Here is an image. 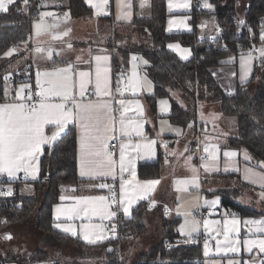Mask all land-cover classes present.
Returning <instances> with one entry per match:
<instances>
[{
    "label": "crops",
    "instance_id": "crops-1",
    "mask_svg": "<svg viewBox=\"0 0 264 264\" xmlns=\"http://www.w3.org/2000/svg\"><path fill=\"white\" fill-rule=\"evenodd\" d=\"M87 6L92 10V15L87 17L72 18L66 17L65 13H68V1L67 0H43V3L39 6V14L36 19L32 21L31 34L29 36L28 45L21 48L23 56L20 57L18 63H20L21 69H24L26 65H30V73L28 78L32 87H37V73L51 72L56 68H65L71 65L68 72L69 85L74 82L75 86L72 89L74 91L77 102H96L98 99L101 101L111 102V112L109 115L115 118L116 136L119 137V121L120 115L117 112L123 111L119 101H125V107L128 111L125 112V117L129 121H134L140 125L141 135L137 136L135 132H132L130 137H124L123 139L109 140L108 143L115 141L116 146L111 149L108 148V152L115 160L114 175L100 176L99 178H89L80 176L79 168V154H80V129L78 125L70 123L67 127L73 126L76 132V149H77V176L80 180L77 184H64L60 187L58 200L51 207V228L60 234L62 237H55L58 240L68 242L72 245L82 246H94L96 244H88L82 238L79 233V226L81 223H92L102 226L103 234L107 239L97 243L100 244L107 241L111 237H115L116 233L112 234V226L115 224L118 215L111 220L100 219L97 216H93L90 221L72 220L68 221L64 217L59 220L54 218V206L63 204L65 206L75 203L73 198L75 197H99L104 196L109 198V203L113 192L116 195L117 200L120 198L121 183H125L126 198L128 196H135L136 202L132 205V210L129 216L123 214L122 209H118L124 218H129L132 215L133 209L139 202L147 201L150 205L155 204L157 214L162 216H169L178 219V223L183 219L184 208L189 201L188 206L192 209L203 208L208 214L204 217H199L196 220L200 222V229L194 236L204 233L211 235L214 241L213 250H209V255H204V247L202 249V264H229L230 261L239 262V264H260L261 260H264V253H260L259 249L254 245L250 246L252 251H246L243 241L246 239L255 240L264 238V233L255 232V225L245 224L246 220L250 219H264V198L261 197V192L264 188L257 183H253L251 179L245 178V169L252 168L257 173H264V168L259 167L261 162H256L252 156L244 149H235L226 147L228 137L236 134V121L234 117L231 122L227 123L226 117L219 110V102L206 101L198 102L196 107V119L186 127H182L170 122L167 118L170 110L164 112L161 107L159 99H157V115L155 117L147 103V96H151L154 93V84L151 78L143 70V62L137 57L135 61L137 63L130 64L128 58L123 60L121 64L119 55L117 57L118 64L114 66V59L116 55L115 47H107L106 43L114 36H126L128 33L129 23L133 20L134 16L146 17L143 15L145 9H149L150 12V0H107V3L103 6L102 10L98 12L92 5L97 4L100 0H92V4L84 0ZM173 7H169V0H165L166 3V32L170 33H190L197 29V38L202 40L203 38L213 39L219 34V29L215 26L214 18L200 17L196 8H204L203 4L197 6L194 0H187V8H176L177 3H183L184 0H171ZM143 4V6H142ZM10 6V5H9ZM8 6V7H9ZM30 6V5H29ZM199 8V9H200ZM3 12V10H0ZM200 12V11H199ZM42 13H50L51 15H44ZM59 13L62 15L60 16ZM124 14L129 15V19H117L118 16ZM183 20L184 23L179 27L176 24L169 26V21ZM41 21L44 25H55L54 28L47 30H39L34 28V25L40 24ZM208 22H213L214 28H208ZM215 31V32H214ZM68 32L67 35L63 33ZM58 37V38H54ZM71 44L72 47L68 48ZM169 45H178V47H169ZM169 49L174 52L180 59L187 60L192 56V49L189 46H184L179 42L169 43ZM44 50L43 54L37 53L36 48ZM262 45H259V51L254 53L251 51V55L255 57L250 61L251 71L248 75L247 83L256 67V64L260 63V49ZM14 49V48H12ZM51 49L59 55H56L53 60L47 58V52ZM188 49V53H184L182 50ZM19 49L17 48V52ZM17 52H13L17 53ZM250 49L237 57L230 56L221 61H230L229 63H221L219 66L211 67L210 73L214 79L218 82L221 89L227 94L234 92L236 86L241 83V76L243 74L241 68V59L247 58ZM96 56H107L108 60L104 63L103 67L108 69V89L110 95L98 97L96 94ZM17 66V65H16ZM15 68V67H14ZM136 72L137 78L141 81H146L143 87L137 90L135 94L133 92L129 94L119 93L117 88L120 86L123 79L128 82V79L132 77L133 72ZM80 72L89 73L86 80H90V83L86 86L84 91L83 100L80 96ZM26 75V72H22ZM29 86V87H30ZM20 89L19 85L15 88L9 86L7 89V96L11 97L10 100L0 103L16 102V92ZM12 91L14 93L12 94ZM13 95V96H12ZM22 95L27 96V90ZM175 99H182L178 95L174 96ZM131 102V103H129ZM162 111H161V110ZM210 116V117H209ZM222 123V128L220 126ZM226 126L229 130L225 129ZM54 126H46L47 129ZM111 135V133H109ZM187 140V141H186ZM154 142V143H153ZM131 144V147L126 150V158L130 156L134 161L135 177H133V171L131 167L129 170L121 173L119 168L120 160V145ZM141 147L136 149V145ZM45 145H42V152L39 154V160L33 163H38L39 172L36 174V178L33 179L32 175L26 176L24 171H19L14 177H9L7 173H0V177L7 181L8 186L7 195L9 193L10 185L19 187L21 182L32 181L37 182L41 178L40 164L43 155ZM205 147L209 149V152H205ZM213 147L216 149V161L213 166L212 161L209 159V154L213 151ZM235 152L236 155L232 157H225L224 152ZM247 152L251 157L250 161L245 160L244 153ZM186 156V159L181 162V158ZM161 159L159 164L160 175L157 178L141 179L138 176V167L140 164H152L157 163ZM203 158V159H202ZM208 164L209 170L206 171L203 165ZM195 168V171H193ZM195 178V184L192 183ZM240 182H244L248 187H243L238 192L236 201L246 207L255 209L258 214L254 216H243L239 214L227 215L226 210L221 206V197L214 192L222 188H232L238 185V179ZM158 180L159 183L155 185L150 191L146 193L141 190L140 186L145 181ZM182 181H188L184 184ZM101 184L108 185L106 188L99 187ZM111 189V190H110ZM211 193L210 195H206ZM6 195V196H7ZM65 197L64 201H61V197ZM143 197V198H140ZM218 198V200H217ZM217 200L216 204L205 203V201L211 202ZM163 208L167 209V212H163ZM112 211H116L114 206ZM152 211V210H151ZM150 211V212H151ZM194 217V216H193ZM196 218V217H195ZM237 220L239 232L233 231L230 233L232 240L240 241L236 245L239 251L236 253L221 251L217 253L216 245L217 240L223 244L224 242V221ZM219 222V224L211 223L210 227L206 229L204 227V221ZM105 222H109L111 228L108 229L105 226ZM21 223V222H19ZM19 223L15 224L18 225ZM55 223H71L77 228V235L72 236L71 233H64L61 229L55 228ZM177 223V226L180 227ZM11 225L4 229L0 228V264H19L16 259L4 260V257L10 258L12 254L6 250V247H2V240L12 241L14 239V233L12 232ZM176 226V232L179 235V239H186L188 236L180 234ZM231 227V225H230ZM219 233V235H218ZM5 234H9L12 238L5 239ZM90 250H95L91 248Z\"/></svg>",
    "mask_w": 264,
    "mask_h": 264
},
{
    "label": "trees",
    "instance_id": "trees-1",
    "mask_svg": "<svg viewBox=\"0 0 264 264\" xmlns=\"http://www.w3.org/2000/svg\"><path fill=\"white\" fill-rule=\"evenodd\" d=\"M39 0H16L8 7V11L0 12V102L10 100L7 96L5 76L11 72L14 81L13 88L20 83L29 81V75L21 73V66L14 65L23 56L21 48L28 45L31 34L32 21L39 14ZM70 17L79 18L92 15V10L84 0H67ZM195 4H203L205 0H194ZM212 8H196L200 17L214 18L219 34L213 39L197 38V29L190 33L166 32V3L165 0H150V12L146 17L134 16L128 24L126 36H114L107 43V47H115L116 55L114 66L119 65L117 57L123 60L130 56L139 57L143 63V70L154 84V93L147 96V103L151 113L157 115V99H170L168 120L173 124L186 127L196 119L198 102L217 101L219 110L225 116L234 117L236 134L228 137L226 147L246 150L256 162H264V57L256 64L250 80L245 84H238L233 93L227 94L219 86L210 73V68L219 66L221 60L245 53L253 45L263 47L261 31L264 29V0H247L242 15L231 8L229 0H207ZM30 5V6H29ZM243 20L238 25L236 22ZM137 32L141 37L133 36ZM179 42L192 49V56L187 60L180 59L172 52L168 45ZM17 47L19 51L10 57L4 55L9 49ZM18 68L19 74L14 72ZM23 70V69H22ZM30 73V71H29ZM28 73V74H29ZM10 83V82H9ZM14 91H12V94ZM178 95L180 103L175 99ZM13 96V95H12ZM49 135L53 128H48ZM140 164L138 176L141 179L157 178L160 175L159 164ZM41 178L34 182L33 193L29 195L2 196L0 195V228L4 229L19 222H23L30 212L35 209L36 229L53 237H62L51 228V207L57 202L60 187L64 184H77V149L76 132L73 126L67 127L56 141L45 146L40 164ZM238 179V178H237ZM238 185L232 188H222L214 194L221 197V206L225 210L237 211L240 217L254 216L255 209L243 206L236 201L238 192L248 187L238 179ZM7 181H5V184ZM15 186V185H14ZM207 193L206 195H210ZM116 235L107 241L94 246L83 245L84 256L81 260L67 264H97L90 261L94 254L87 253L91 248L106 249L108 260L98 264H124L113 245L123 243L134 233L145 231V219L154 215L155 206L142 201L133 209L129 218H124L118 209ZM152 210V211H151ZM151 211V212H150ZM160 228V237L156 245L141 252L132 264H202V249L200 245L179 244L175 248L166 250L167 242L179 239L176 232L177 218L157 215ZM4 221H7L6 223ZM92 255L90 258L88 256ZM37 261L47 259L46 251H33ZM19 263V262H18ZM35 264H39L35 263ZM50 264H66L52 262Z\"/></svg>",
    "mask_w": 264,
    "mask_h": 264
},
{
    "label": "snow or ice",
    "instance_id": "snow-or-ice-1",
    "mask_svg": "<svg viewBox=\"0 0 264 264\" xmlns=\"http://www.w3.org/2000/svg\"><path fill=\"white\" fill-rule=\"evenodd\" d=\"M16 0H0V10L8 11V6L15 3ZM92 4V0H87ZM107 3V0H100L99 3L92 6L99 11ZM25 6L28 4V0H24ZM143 6V4H142ZM205 6L211 8L212 5L205 0ZM169 7H173L171 0H169ZM176 8H187L188 2L184 0L183 3H177ZM44 15H51L50 13H42ZM68 16V13H65ZM117 19H129L128 14L118 16ZM184 21H169V26L176 24L179 27ZM243 24L244 21H239ZM55 25H44L41 21L40 24L34 25V28L39 30H47L54 28ZM68 32L63 33L67 35ZM58 38V37H54ZM261 40L264 42V29L261 31ZM72 45L69 44L68 48ZM169 47H178V45H169ZM14 49H9L4 53L5 56L12 55ZM37 53L43 54L44 50L36 48ZM184 53H188V49L182 50ZM251 51L247 58L241 59L242 76L241 83H245L248 79V75L251 71L250 61L255 57L251 55ZM59 53L49 49L47 52V58L53 60ZM260 56L264 57V48L260 49ZM133 60L137 57L133 56ZM96 94L98 97L110 95L108 89V69L103 67L104 63L108 60L107 56H96ZM230 61H221V63H229ZM146 65L148 61H143ZM71 65L65 68H56L51 72L37 73V88L39 89L35 94L30 90L29 85H21L20 89L16 92V102L0 103V173H7L9 177H14L17 172L24 171L26 176L32 175L33 179L36 178V174L39 172L38 163L34 164V161L39 160V154L42 152V145L52 144L57 138L65 132L67 126L70 123L78 125L80 129V154H79V168L81 177L99 178L100 176L114 175L115 160L108 152L110 147L108 141L114 139H123L124 137H130L132 132H135L137 136L141 135L140 125L134 121H129L125 117V112L128 108L125 107V101H119L121 107L124 109L120 114L119 132L120 136H116L117 129L115 128V118L108 113L111 112V102L97 100L96 102H77L76 96L72 89L75 84L69 85L68 72ZM137 73L134 71L132 77L128 79L125 85V90H131L133 94L138 89L143 87L146 81H141L137 78ZM79 86L81 89L80 96L83 100L84 89L90 83V80H86L85 77L89 76V73L80 72ZM8 76H5V80ZM28 90L27 96L22 93ZM119 91V87L117 88ZM123 95V93H121ZM34 101V102H33ZM131 103V102H129ZM165 103V102H161ZM46 126H54L55 131L51 135L46 134ZM191 127V125H189ZM111 133V135H109ZM154 143V142H153ZM131 147V144L120 145V160L119 168L123 173L129 170L131 167L133 171V177H135L134 161L130 156L126 158V150ZM136 149H139L141 145L137 144ZM205 152H209V149L205 147ZM235 152L225 151V157L235 156ZM244 158L247 161L251 160V157L247 152L244 153ZM203 159V158H202ZM209 159L215 166L216 161V149L213 147V151L209 154ZM206 171L209 170V165H203ZM259 167L264 168V162H261ZM195 171V168H193ZM245 178L251 179L253 183H259L264 188V173H257L252 168L245 169ZM196 180L193 179L192 183L195 184ZM125 183H121L120 198L117 200L115 193L109 198L104 196L99 197H75V203L67 206L58 204L54 206V218L59 220L64 217L68 221L82 220L90 221L93 216H97L100 219L111 220L118 215L117 211H112L111 208L115 206L117 209H122L125 216H129L132 210V205L136 202L135 196H128L126 198ZM159 183L158 180L145 181L141 190L145 193L150 191L155 185ZM181 183L187 184L188 181H182ZM99 187L106 188L108 185L101 184ZM111 190V189H110ZM10 191V190H9ZM261 197L264 198V191L261 192ZM143 198V197H140ZM61 201L65 200V197L60 198ZM218 200V198H217ZM217 200L211 202L205 201V203L216 204ZM155 202L153 201V205ZM153 205H150L152 207ZM194 209L185 212L186 221L180 225L182 234L192 238L194 234L198 232L200 222L196 219H187L192 217ZM5 223L7 221H4ZM211 223L219 224V222L204 221V227L208 229ZM224 242L221 244L217 240L216 251L217 253L239 251L237 244L240 241L232 240L230 233L233 231L239 232L237 227L238 221L233 219L231 221L225 220L224 222ZM245 224L255 225V232L264 233V219L246 220ZM231 225V227H230ZM57 229H61L64 233H71L72 236L77 235V228L71 223H55L53 225ZM116 231V225L112 226V234ZM79 233L83 240L88 244H97L107 237L103 234L102 226L92 223H81L79 226ZM219 235V233H218ZM5 239H11L9 234H5ZM246 251H252L250 246H255L259 249L260 253H264V238L255 240L246 239L243 241ZM204 255H209V248L207 242H205ZM229 264H239L236 261H230ZM260 264H264V260L260 261Z\"/></svg>",
    "mask_w": 264,
    "mask_h": 264
},
{
    "label": "rangeland",
    "instance_id": "rangeland-1",
    "mask_svg": "<svg viewBox=\"0 0 264 264\" xmlns=\"http://www.w3.org/2000/svg\"><path fill=\"white\" fill-rule=\"evenodd\" d=\"M229 1L231 3L230 7L234 8V10L239 15H242L247 0H229ZM203 6L206 7L205 2H203ZM145 11L146 12H144L143 15L148 16L149 9L146 8ZM207 24L209 25L208 28H214L213 22H208ZM131 34L134 37L135 36L141 37V35H139L137 32H131ZM14 51L17 52V47L14 48ZM10 56H6V57H10ZM119 61L121 64L124 63L122 58H119ZM129 63L132 65L134 63H137V61L133 60L131 57ZM14 65L20 66V63L16 62ZM10 75L11 72H9V74L7 75L8 78L10 77ZM21 85H29V83L27 84L20 83L19 87H21ZM9 86H11V83L8 82L6 90L8 89ZM162 101L165 103H161ZM159 102L161 107L165 109L163 110L164 112L170 110L171 102L169 98L160 97ZM226 118H228L226 119L227 123L231 122L230 120H233V118L231 117H226ZM220 126L222 128V123H220ZM225 129L229 130V127L226 126ZM185 159L186 156H183L181 158V162H183ZM9 190L10 191L8 193V196H16L17 193L23 196L29 195L33 193V182L31 180L28 182H21L19 184V187L10 185ZM188 203L189 201H187V204L185 205L184 208L185 212H188L191 209L188 206ZM185 212L183 214V219L178 223L179 226L184 224L186 221ZM156 214L157 212H155L154 215L151 216L149 219H145L144 224L146 226V229L144 232H142L141 234L134 233V235H132L128 240L124 241L123 243L113 245L111 250L119 255V258L124 262V264L134 263L141 252L148 250L149 248H151L152 246L158 243L161 230L159 228L158 218L156 217ZM193 216L188 217L187 219L190 220L193 218L194 219L198 218L199 220V217L195 216L194 214ZM177 228L180 231V234H182L180 227L177 226ZM12 232L14 233L15 236L12 241H5V240L1 241L2 247L3 248L6 247V250H8L9 253L12 254V257L10 258L4 257V260H10L13 258L16 259L19 262V264H35L38 262L39 264H50L52 262L67 264L68 262L81 260L82 257L84 256V251L81 247L77 245L74 246L68 242L58 240L49 234H43L39 232L35 226V209L30 212L28 217L23 222L19 223L18 225H14L12 227ZM186 239L188 240L189 238L187 237ZM37 248L38 250L46 251L48 256L47 259L42 261H37L35 257L32 256L33 251L36 250ZM87 253L94 254L95 257L90 259V261H93V263H97V264L104 263L108 260L106 256L107 253L106 249L89 250ZM91 256L92 255L88 256V258H90Z\"/></svg>",
    "mask_w": 264,
    "mask_h": 264
},
{
    "label": "built area",
    "instance_id": "built-area-1",
    "mask_svg": "<svg viewBox=\"0 0 264 264\" xmlns=\"http://www.w3.org/2000/svg\"><path fill=\"white\" fill-rule=\"evenodd\" d=\"M43 3V0H39L38 1V4L41 5ZM59 15L61 16L62 14L59 13ZM240 21V20H239ZM236 22L238 25H241L240 23ZM251 50L252 52L254 53H257L259 51V47L256 46V45H253L251 47ZM29 68H30V65H26V67L22 70L21 69V72H26L27 74L29 73ZM14 72H16V74H19V70L18 68H15L14 69ZM14 75L13 73L10 75V77L8 78V81L10 83H12L14 81ZM127 84V81L125 79L122 80L120 86H119V93H123V94H129L131 93L132 91L131 90H125V85ZM30 90L33 94H35L39 89L37 87H32L30 86ZM27 94H28V90H27ZM34 102V101H33ZM121 114V111L117 112V115H120ZM116 146V142L115 141H112L110 142V147L111 149L113 150V148ZM7 191H8V186L5 184V181L2 177H0V195L2 196H6L7 195ZM163 212L166 213L167 212V209L166 208H163ZM195 216L197 217H204L208 214V212L206 210H203V208H195L194 209V213H193ZM225 214L227 215H238V212L237 211H233V210H226ZM105 226L110 229L111 228V225L109 222H105ZM116 233V231H115ZM114 236V235H113ZM205 242H207L208 244V248L209 250H213V247H214V241H213V237L211 235H207V234H204V233H200L194 237H192L191 239H177L175 240L174 242H167L164 246V248L166 250H170L172 248H175L177 245L179 244H193V245H200V246H203L205 247Z\"/></svg>",
    "mask_w": 264,
    "mask_h": 264
}]
</instances>
